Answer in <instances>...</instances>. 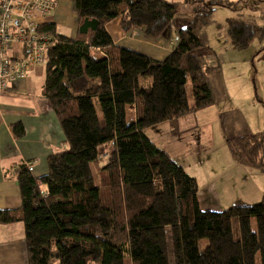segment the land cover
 <instances>
[{
  "label": "trees",
  "instance_id": "obj_1",
  "mask_svg": "<svg viewBox=\"0 0 264 264\" xmlns=\"http://www.w3.org/2000/svg\"><path fill=\"white\" fill-rule=\"evenodd\" d=\"M186 1L192 18L164 59L118 45L107 25L120 19L124 33L158 39L179 13L174 1L75 0V37L39 25L55 40L43 93L67 147L49 155L42 176L19 164L21 207L0 209V224H24L28 264H264V194L256 204L203 210L198 179L147 133L217 102L211 76L221 65L207 27L217 8L239 3ZM226 24L236 49L264 40L255 18L237 14ZM128 105L137 114L131 122ZM12 131L25 135L21 123ZM226 142L235 161L264 172V132Z\"/></svg>",
  "mask_w": 264,
  "mask_h": 264
},
{
  "label": "crops",
  "instance_id": "obj_2",
  "mask_svg": "<svg viewBox=\"0 0 264 264\" xmlns=\"http://www.w3.org/2000/svg\"><path fill=\"white\" fill-rule=\"evenodd\" d=\"M53 1L55 2L54 10L49 16L41 18L39 23H55L58 32L75 37L78 30V14L75 0ZM170 1L179 4V13L176 15L167 35L158 39H151L140 29L126 34L121 28L120 19H115L107 25L115 42L118 45L147 54L156 59L167 57L177 44L179 29L190 21L193 11L192 4L186 0ZM227 1L239 3L238 10L229 9V17L243 14L247 18L259 19L263 16L264 19V0ZM240 10L242 11L239 12ZM207 28L209 29V27ZM221 37L228 38L230 41L226 42L232 46L228 32L227 34L225 32L224 36H218V38ZM8 55L12 57L25 55L23 44L18 40L11 41ZM45 79V66H38L28 73L26 77L12 83L7 90L0 91V209L13 210L21 207L22 198L17 177L15 176V169L19 164H28L34 176H42L48 172L47 159L49 155L67 147L65 133L59 118L43 93ZM226 80L224 70L223 72L218 70L212 74L211 83L216 95L223 97L228 94V83ZM218 102L217 98L216 104L210 107L185 117L162 123L151 129L156 130L163 136H165L164 133L167 134L169 131V135L180 137V139L183 135H192L193 132L196 133L197 131L201 132L202 125H200V121L206 116L208 109L211 108L210 114L222 115V109H219ZM18 123H21L25 129V135L21 138L15 137L12 131L13 125ZM233 131L226 132V141L232 136L263 132V130L253 132L248 126L240 127V129ZM200 137L201 135L199 139ZM155 143L168 151L172 158L176 160L166 148V143L168 144L167 138L165 144ZM189 155H191V158L193 156L194 159L196 157L201 158L202 155L209 157V149L198 147L193 149ZM189 155L180 156L182 159L176 161L182 164L190 175L195 177L188 170V167L191 166L187 165ZM197 164H199V161H197ZM199 188L198 199L203 210L218 211L224 209L220 201L212 195V191H209L211 189L202 190L200 185ZM238 202L244 201H237L236 203ZM0 264H28L25 226L22 222L0 224Z\"/></svg>",
  "mask_w": 264,
  "mask_h": 264
},
{
  "label": "rangeland",
  "instance_id": "obj_3",
  "mask_svg": "<svg viewBox=\"0 0 264 264\" xmlns=\"http://www.w3.org/2000/svg\"><path fill=\"white\" fill-rule=\"evenodd\" d=\"M229 13V8H217L213 22L207 28L208 46L218 54L220 70H224L228 83V94L223 97L216 95L222 115L215 114V117L210 114L211 108L208 109L200 121L201 132L183 135L181 139L169 135V131L164 133L165 136L153 129L147 131L159 144H165L167 138L166 148L176 160L189 155L195 148L209 149V157L202 155L194 159L189 155L187 165L191 166L188 170L198 179L201 189H211L209 191L224 208L233 206L237 201L256 204L264 194V172L251 170L235 161L225 138L226 132L245 126L253 132H264V40L254 39L248 47L236 49L226 42L230 41L228 38H218L225 32L227 34L225 28ZM256 20L264 24L263 16ZM144 80L151 82V78L143 79V86L146 84ZM126 115L128 122L136 120V111L130 105L126 108ZM101 151L104 149L101 148ZM105 163L106 159H102L100 165ZM94 172L99 175L97 165H94ZM127 264L132 263L127 260Z\"/></svg>",
  "mask_w": 264,
  "mask_h": 264
},
{
  "label": "built area",
  "instance_id": "obj_4",
  "mask_svg": "<svg viewBox=\"0 0 264 264\" xmlns=\"http://www.w3.org/2000/svg\"><path fill=\"white\" fill-rule=\"evenodd\" d=\"M55 8L53 0H2L0 4V91L24 78L38 66H45L53 36L39 32V20ZM18 40L25 55H8L11 41Z\"/></svg>",
  "mask_w": 264,
  "mask_h": 264
}]
</instances>
